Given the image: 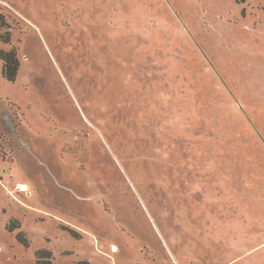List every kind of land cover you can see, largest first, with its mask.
Returning <instances> with one entry per match:
<instances>
[{
	"label": "rangeland",
	"instance_id": "1",
	"mask_svg": "<svg viewBox=\"0 0 264 264\" xmlns=\"http://www.w3.org/2000/svg\"><path fill=\"white\" fill-rule=\"evenodd\" d=\"M10 51L0 264H264V0H0Z\"/></svg>",
	"mask_w": 264,
	"mask_h": 264
},
{
	"label": "trees",
	"instance_id": "2",
	"mask_svg": "<svg viewBox=\"0 0 264 264\" xmlns=\"http://www.w3.org/2000/svg\"><path fill=\"white\" fill-rule=\"evenodd\" d=\"M0 59L3 61V69H2V73H3V77L12 82L15 80L16 77V72L18 69V61L15 57V53L13 51L10 52H0ZM39 254L41 253H37L39 258ZM44 264V263H41ZM77 264H84L82 262H79Z\"/></svg>",
	"mask_w": 264,
	"mask_h": 264
}]
</instances>
